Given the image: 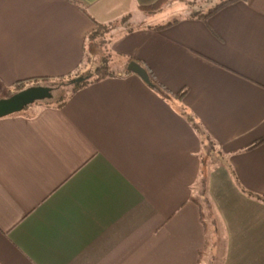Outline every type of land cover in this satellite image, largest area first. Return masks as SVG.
<instances>
[{"label":"crops","instance_id":"obj_1","mask_svg":"<svg viewBox=\"0 0 264 264\" xmlns=\"http://www.w3.org/2000/svg\"><path fill=\"white\" fill-rule=\"evenodd\" d=\"M158 1L0 0V99L73 73L95 21L156 17L139 7ZM176 19L113 46L166 94L121 70L62 107L0 118V264H264V204L241 190L264 196V0ZM207 139L227 158L209 171L222 257L218 224L209 231L193 200Z\"/></svg>","mask_w":264,"mask_h":264},{"label":"trees","instance_id":"obj_2","mask_svg":"<svg viewBox=\"0 0 264 264\" xmlns=\"http://www.w3.org/2000/svg\"><path fill=\"white\" fill-rule=\"evenodd\" d=\"M171 0H159L157 3L151 6H145V7H139V11L146 14H155L163 11ZM185 3H187L190 6L195 7H201V3L203 1L207 2L209 0H181ZM239 0H222L216 4H214L207 12H197L193 16H189L190 18H200L203 20L208 19L210 16L216 14L218 11L222 10L226 6L232 4L233 2H236ZM75 4L86 13V6L79 2L75 1ZM132 14L129 13L125 15L122 19L102 24L97 21H95V28L89 32L85 36L84 40V56L82 59L81 64L79 65L78 69L74 71L73 73H70L66 76H60V77H39V78H31L26 79L23 81L17 82L12 87V95L20 92L28 87L32 86H50L55 87V91H60L59 94H62V96L58 97V95L49 101V103H45L46 105H52L55 107H62L66 104L68 99L84 87L92 84V83H98L105 79H108L110 77H115L118 75L119 70L114 69V66L117 65L119 68H122L121 70L125 75H130L132 72L128 70V65L131 62H136L140 66H142L148 73L151 84L154 86L155 89L160 91L161 93H165V87L157 80L155 74L150 69V67L143 61L134 59L132 57H127L125 55L119 54L114 52L113 50H110L109 48V58L107 56H102L103 53H100L102 49L105 48L106 45V37L111 35L117 31L118 29H122L127 27L129 24H131L132 20ZM180 22V19H174L170 22H168L165 25L157 26L155 28H152L153 30H160L163 28H166L168 26L174 25L176 23ZM133 28H128L126 30V34L133 32ZM107 64V65H106ZM79 78H85L83 82L73 85L72 82ZM186 94V91L181 92L178 94L179 99L183 98ZM54 101V102H53ZM27 109V108H26ZM26 109L24 111H26ZM188 120L191 122L193 128L197 131H201V126L197 123H194L193 119L188 117ZM208 142L205 145V149L202 152L201 155V161H202V171L199 178L198 183L195 185L194 192H193V200L200 206L201 212H202V221L205 226H207L208 230L210 231L211 228L216 226V221L213 220V216L210 213V209L208 206L213 205V203L210 200L209 196V171L210 166L209 162L215 163V164H222L227 163V158L225 157V153L222 152L218 148V144L213 141L212 139H207ZM261 142L257 143L256 145L260 144ZM228 168L230 174L233 176L235 181L238 183V178L236 175V172L234 168L231 165H226ZM241 190L243 193L248 196L249 198L255 199L261 203L264 204V196L257 195L249 190H247L244 187H241ZM199 198H203L205 202H202L199 200ZM207 205V208L205 207ZM212 219V222L214 224H210L208 222V218ZM211 248V243L209 240H207L205 249H203L200 252L201 261L202 256L205 255L206 252H208ZM201 264V262H200Z\"/></svg>","mask_w":264,"mask_h":264},{"label":"rangeland","instance_id":"obj_3","mask_svg":"<svg viewBox=\"0 0 264 264\" xmlns=\"http://www.w3.org/2000/svg\"><path fill=\"white\" fill-rule=\"evenodd\" d=\"M207 1V0H206ZM222 0H209L207 2L203 1L201 3V7H195V6H190L187 3L181 1V0H171L168 6L162 11L159 12L156 17L154 16H146V18L143 19V21H137V22H131L127 27L118 29L115 31L111 37L107 36L106 37V45L105 48L100 51V53H103L102 56H107L109 58V49L113 50V46L116 45V42L118 39H120L122 36L126 35V30L130 27L134 26H144V27H150V26H155V25H161L166 22L172 21L176 18H182L184 16L189 17L195 15L197 12H207L214 4L220 2ZM109 48V49H108ZM107 65V64H106ZM114 69H118L119 72L121 71L122 68H119L117 65L114 66ZM119 74V73H118ZM60 91H54V97L55 98L57 95L58 97L62 96V94H59ZM47 102V101H46ZM54 102V101H53ZM45 103V102H43ZM49 103V102H48ZM217 164L209 162L210 169L214 168ZM200 201L205 202L203 198H199ZM210 200L212 202V199L210 197ZM207 208V205H205ZM210 209V213L213 216V220H216V216L213 214L214 213V206L211 205L208 206ZM208 222L212 225V221L210 217L207 219ZM216 224H218V233H220V236H218L217 244L218 248L215 250V253L218 254L220 257L221 255L224 254L225 251V234L223 227L221 226V221L217 218ZM217 226V225H216ZM216 243V242H215ZM215 264H220V258L218 259V262H214ZM213 263V264H214ZM212 264V263H211Z\"/></svg>","mask_w":264,"mask_h":264},{"label":"water","instance_id":"obj_4","mask_svg":"<svg viewBox=\"0 0 264 264\" xmlns=\"http://www.w3.org/2000/svg\"><path fill=\"white\" fill-rule=\"evenodd\" d=\"M128 70L141 77V79L146 84L153 86L151 84L147 71L136 62L129 63ZM84 80L86 79L79 78L74 80L72 84L77 85L83 82ZM55 90V87L50 86H32L20 92H17L8 98L0 99V118L21 113L27 107L37 102H45L52 100L54 97Z\"/></svg>","mask_w":264,"mask_h":264},{"label":"flooded vegetation","instance_id":"obj_5","mask_svg":"<svg viewBox=\"0 0 264 264\" xmlns=\"http://www.w3.org/2000/svg\"><path fill=\"white\" fill-rule=\"evenodd\" d=\"M49 101H45V103H48ZM40 102H37V103H35V104H33V105H31V106H29V107H27V109L26 110H29V109H31V108H33L34 107V105H36V104H39Z\"/></svg>","mask_w":264,"mask_h":264}]
</instances>
